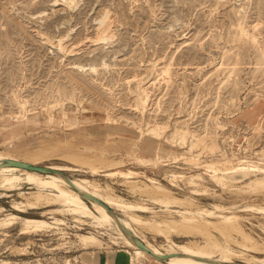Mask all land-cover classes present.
<instances>
[{
	"label": "rangeland",
	"instance_id": "rangeland-1",
	"mask_svg": "<svg viewBox=\"0 0 264 264\" xmlns=\"http://www.w3.org/2000/svg\"><path fill=\"white\" fill-rule=\"evenodd\" d=\"M0 153L69 166L68 177L137 206L145 223H185L166 236L136 226L156 247L210 239L228 245L234 264L264 259V0H0ZM210 165L248 170L234 179L219 172L221 180ZM153 184L181 203L163 211L148 192ZM3 193L1 215L45 219L54 228H0V264H97L104 250L130 251L128 264H167L135 259L134 248L111 241L116 230L90 218L44 205L17 211L13 204L30 194ZM204 209L233 216L234 228H222L216 216L197 217L200 229L181 224ZM78 234L98 236L104 249H83Z\"/></svg>",
	"mask_w": 264,
	"mask_h": 264
},
{
	"label": "bare ground",
	"instance_id": "bare-ground-1",
	"mask_svg": "<svg viewBox=\"0 0 264 264\" xmlns=\"http://www.w3.org/2000/svg\"><path fill=\"white\" fill-rule=\"evenodd\" d=\"M104 18H105V16H104ZM144 100H146V99H144ZM139 109H141V108H139ZM72 156H75V155H72ZM75 158H76V156H75ZM146 159H147V157H146ZM8 160L20 161V162L28 163V164L35 165V166H38V165H36L35 162H32L33 160H31V159L26 158L25 160H23V159H19V158L15 157L13 155H10V154L0 153V189L2 191H4L3 194L5 196L6 195L12 196L13 194L14 195L17 194L18 196H22V197H24V196L27 197V194H30V196L27 197L28 199H27L26 203L14 201L15 203L13 204L14 205L13 208L17 211H24L25 208L22 209V205L28 206L29 209H38L40 206L44 205V207H52L53 206V208H50V211H53V213L54 212H60V213H66V214H71V215L77 216L76 219L79 221H84L83 218H90V219H92V223L96 226L108 227L109 229L111 228V229L116 230L118 236L112 238L113 235L111 234L112 235L111 241H113V243H115V244H118V240L121 239L122 243L124 242V244L126 246L134 248L135 249L134 253L136 255L135 259H139L142 256H146L147 258L150 257V258L154 259V262L155 261L158 263L166 262L167 264H234L235 263V262L233 263L232 258L230 256V254H232L233 252L231 253V249L228 248V245H227L228 243H226L227 246H225V244L221 245L220 243L213 242L210 239L207 240V242L204 246L201 245L198 247H191V245L187 246V244L186 245H180V244H177L176 242H173V239L169 245V248L166 247L167 249H164L165 247L163 248L162 246L160 248V247H156V246L152 245L142 236V234L140 233V231L138 230V228L136 226H138V227L139 226H145V228H146V225L148 224L147 228L150 227L151 229L156 231V234H157V232H160V234L162 235V232L163 231L165 232V230H167V229H168V231H166V232H168V233H171V231L173 230V227H174V231H176L177 228L179 229V227H178L179 223L175 222V223H178L176 229H175L174 221L172 222V220H171V223L169 221H165V220L155 223L152 220V222L155 224H153V223L151 224V222L148 223V221H146V223H147L146 224L145 221L143 222L141 220V217L139 218V216L136 215L134 210L137 208V206L134 207L131 203L129 204V202H125V200H123V198L107 191L106 189H105L106 191L102 190V188L99 187L96 183H94L88 179L68 177L66 172L74 171V169L69 167V166H60V165L45 166V167L51 169L52 172L41 173V172L31 171L28 169H23V168H20L17 166H10L7 164ZM72 160L75 161L74 157H73V159H71V161ZM76 161H78V160L76 159ZM108 167L109 166H107V168ZM209 167L214 172V174H215L214 176L217 179H221V180L225 179V178L234 179L235 173H237V172L246 175L247 170H248L247 169L248 167L247 168L246 167L234 168L236 166H234V167L232 166L233 167L232 169L226 168L225 170L218 169L216 165H210ZM91 168H93V171L95 173L102 172L99 170L100 168H97L96 166H92ZM101 170H103V169H101ZM219 172H221L223 175H227V176L225 178L219 177V175H218ZM137 174L138 173H136V175ZM106 175H107V177L108 176H116V175H121V176L124 175L125 177L127 176L128 178H133L135 173H133V172L124 173L122 171H120V172L115 171V172L107 173ZM196 177L199 178V176H196ZM196 177H192L190 179L191 183H194V179ZM263 181H264V178H263ZM24 184L35 187L37 189V191L36 192H30V193L25 192L23 189ZM151 186H153V187H151ZM151 186H150V188L152 189V191H148L147 188L149 186H147V188L145 187L146 189L143 188L144 189L143 192L148 191V192H150L149 194H151V192H152L154 195L153 202L155 204L159 205L163 211H165V212L168 211L170 213V211H172L171 210L172 204L174 206V203L178 204L179 201L181 203V200H178V198L170 197L171 196V195L169 196L170 192L168 193V191L165 189V187L155 185V184H153ZM146 194L148 195V193H146ZM150 197H151L150 199H152V195ZM184 202L185 201H182V203H183L182 205L185 206L186 202H185V204H184ZM90 205L93 207V209ZM182 205H180V206H182ZM4 209L5 208L0 206V213H2ZM151 209H153V208H151ZM151 209L146 208V210H148V211L150 210L152 212ZM161 209L159 208V210H161ZM216 209H218L219 211L223 210V208H221L219 206H216ZM153 211L155 212V210H153ZM185 211L188 212L189 210L188 211L185 210ZM116 212H122V214H124L127 217V219L121 218L117 214H114ZM190 212H192V211H190ZM190 212H188V213H189V216L190 215L192 216V218H191V216L186 217L184 215V216H182V218H181L182 221H180V222H181V224L184 221L188 222L186 225L190 226V229L192 228V230H193V228H196V227L198 228V226L200 225L199 223H197L196 218L199 217L202 220V218H204L205 216H208V217H215L216 216V217H219L220 219H222L221 220L222 224L224 223V226L222 225V228L225 227L227 229V227L230 228V226H233V228H234V225H232L234 223V220H235L233 216L223 215L222 213L216 214V212L211 211V210L208 211L207 209L206 210L205 209L204 210H198V211L194 212V216H193V212H192V214H190ZM50 213H52V212H50ZM189 218L192 221L189 220ZM194 221H196V222H194ZM205 221H207V220H205ZM55 222L63 223L65 221L62 219H56V221L54 220V223ZM200 223H201V221H200ZM202 223H205V222H202ZM217 223L220 224V222H218V221H217ZM172 224H173V226H170ZM13 225H19L21 227V233L22 234H32L34 232H40V231H45V230L54 228L52 222H49L45 219L22 217L18 214H15V213H7V214H3V215L0 214V228L1 229H5V228L11 227ZM193 225H195L196 227H194ZM204 225H206V224H204ZM209 225H210V223H209ZM179 226H181V225H179ZM183 226H185V223H183V225L181 227H183ZM188 226H187V228H189ZM191 226H193V227H191ZM202 226H203V224L201 226H199L198 229H200V227H202ZM213 227L214 226H212V228ZM140 228H142V227H140ZM207 228H208V226H207ZM218 229H220V228H218ZM218 229L216 227V230H218ZM220 231H221V229H220ZM222 231H223V229H222ZM164 232H163V234H164ZM168 233H167V236L169 235ZM242 233H241V235L244 234V233L243 234ZM207 234H209V233H207ZM227 236H228V234H227ZM243 237H244V235H243ZM206 238H208V237H206ZM244 238L246 240V236ZM167 239H169V238H167ZM247 239L248 240L250 239L248 237V235H247ZM137 240L142 242L147 250L138 247L136 245ZM77 243L79 245H81L83 249H91V248L92 249H102V248L104 249L103 241L101 239H99L98 236H96L94 234H89V235L88 234H78L77 235ZM238 244L239 243L237 241V245ZM240 244H242V243L240 242ZM240 244L238 246H241ZM243 245L244 244H242V247H245ZM250 245H248L249 248L251 247ZM251 248L253 249L254 246H252ZM251 248H250V250H251ZM255 248H257V247H255ZM245 249H246V247H245ZM126 251H127V254L131 255L130 251H128V250H126ZM217 252L221 254V256L219 255L220 256L219 258L215 257V254ZM234 252H236V251H234ZM239 254H242V257H243V253L239 252ZM232 255H234V253ZM166 256H167V258H166ZM164 257L166 259H164ZM252 259H246V260H250V261L246 262V260H245V264H264V259H260L257 257L256 258L252 257Z\"/></svg>",
	"mask_w": 264,
	"mask_h": 264
},
{
	"label": "crops",
	"instance_id": "crops-1",
	"mask_svg": "<svg viewBox=\"0 0 264 264\" xmlns=\"http://www.w3.org/2000/svg\"><path fill=\"white\" fill-rule=\"evenodd\" d=\"M97 264H128V255L123 251H100L96 257Z\"/></svg>",
	"mask_w": 264,
	"mask_h": 264
},
{
	"label": "water",
	"instance_id": "water-1",
	"mask_svg": "<svg viewBox=\"0 0 264 264\" xmlns=\"http://www.w3.org/2000/svg\"><path fill=\"white\" fill-rule=\"evenodd\" d=\"M7 164L10 165V166H17V167H20V168H23V169H28V170H31V171H36V172H41V173H49V172H52L51 169L47 168V167H41V166H35V165H31V164H28V163H24V162H20V161H12V160H8L7 161ZM136 245L142 249H145V246L143 245L142 242L140 241H136ZM167 258V256H166ZM164 257V259H166Z\"/></svg>",
	"mask_w": 264,
	"mask_h": 264
}]
</instances>
